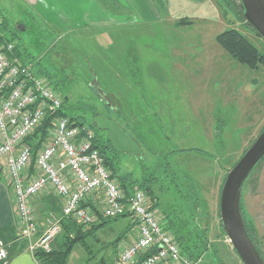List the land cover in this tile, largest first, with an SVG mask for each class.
<instances>
[{
  "label": "rangeland",
  "instance_id": "374dc122",
  "mask_svg": "<svg viewBox=\"0 0 264 264\" xmlns=\"http://www.w3.org/2000/svg\"><path fill=\"white\" fill-rule=\"evenodd\" d=\"M31 1L0 0V32L20 60L39 61L47 70L67 118L104 115L138 140L143 157L120 154L112 162L116 174L153 176L155 210L165 226L174 222L186 238L206 240L200 264H242L221 228L219 201L227 173L264 130V66L238 64L215 37L236 29L263 56L264 40L221 0H210L221 6L216 20L181 18L192 23L185 26L176 18L138 20L117 0H60L54 7ZM103 8L111 21L100 16ZM134 65L140 70L135 77ZM240 206L264 256V158L245 180ZM132 223L124 217L97 230L86 240L90 256L124 234L115 261L120 247L135 239ZM114 250L106 248L108 255ZM86 251L76 245L67 264H83Z\"/></svg>",
  "mask_w": 264,
  "mask_h": 264
},
{
  "label": "built area",
  "instance_id": "2783aa9c",
  "mask_svg": "<svg viewBox=\"0 0 264 264\" xmlns=\"http://www.w3.org/2000/svg\"><path fill=\"white\" fill-rule=\"evenodd\" d=\"M14 49L12 42L0 41V171L9 180L21 235L31 239L37 231L34 198L51 193L61 201V219H47L45 231L31 250L49 253L62 231V219L83 227L93 225L98 215L88 201L99 194L102 219L129 214L135 222L134 241L121 244L113 264H200L181 253L175 236L163 227L156 210L150 209L142 190L135 187L128 197L124 194L94 147V133L60 114L63 100L59 94L32 64L13 55ZM48 116L52 118L49 137L33 155L27 139ZM6 259L0 240V262Z\"/></svg>",
  "mask_w": 264,
  "mask_h": 264
},
{
  "label": "trees",
  "instance_id": "16d2710c",
  "mask_svg": "<svg viewBox=\"0 0 264 264\" xmlns=\"http://www.w3.org/2000/svg\"><path fill=\"white\" fill-rule=\"evenodd\" d=\"M224 6L228 11L234 14V16L240 20L241 22H245L242 16V12L240 10L239 4L237 0H221ZM215 7L220 10V3H215ZM3 21V20H2ZM0 23V30L5 28V22ZM192 24L187 19H181L178 22V26H185ZM245 26L249 28V26L245 22ZM254 32L252 29H250ZM257 35V34H256ZM258 36V35H257ZM259 37V36H258ZM3 39L10 41V39L5 36L0 37V41ZM11 42V41H10ZM215 43L219 46L232 60L237 62L238 64L245 66L249 69H257L260 66H264V56L252 45L238 30L229 28L221 32L215 37ZM13 55L17 56L16 47L14 49ZM19 58V56H17ZM36 71L42 76L48 78L49 75L47 70L39 63V61H35L33 64ZM64 102L62 104V108L60 110V114L64 115ZM51 116H48L43 124L36 130L33 137L27 139L28 144L32 147L35 155L36 151L40 148L42 143L47 141L49 129L51 127ZM71 122H74L78 125H86L95 135L93 144L96 149L99 150L100 154L104 159V163L108 169L112 172L114 178L117 179V182L124 192V194L128 197L132 190L136 187L139 190H142L149 202L150 209H155L157 204L153 198V192L151 188V183L154 182L153 176L149 174V177H144L142 179H133L130 174H123L122 176H117L116 171L112 165V162L117 160L120 154H117L111 148L107 137H104L101 131H97L92 125V121H86L84 117H73L69 118ZM96 215H98L99 222L89 226L88 229L84 228L77 222L71 219H62L61 228L62 231L60 233L59 243L56 246H52V250L49 253H45L41 250H37L34 252V257L36 258L38 264H66L69 254L72 252L73 248L76 245H81L85 248V251L88 254H91L90 247L86 244V240L89 239L90 236L94 235L95 232L101 228H103L108 222L116 221L119 218L130 217L129 214L121 215L112 220H105L100 217L99 210H93ZM242 218L246 227V230L252 239L254 245L257 244L255 241V236L252 232V228L249 229V226L245 223L244 216L241 210ZM170 221V220H169ZM163 222V219H162ZM163 225H166L163 222ZM177 225L174 222H168L166 229L170 231L176 238L178 245L180 247L181 253L192 260H199L200 255L206 250V240H201L198 238H193V240L186 235H182L180 230L177 229ZM131 226V225H130ZM135 226V223H132V228ZM197 226V225H196ZM128 228V227H127ZM128 230V229H127ZM127 230L125 233H127ZM124 238V234L114 240L111 243V246L115 249L116 244L120 242ZM198 240V241H197ZM110 246V245H109ZM263 261L264 256L261 254ZM92 257L90 256L83 264H89L91 262ZM93 264H108L106 261L100 260Z\"/></svg>",
  "mask_w": 264,
  "mask_h": 264
},
{
  "label": "crops",
  "instance_id": "0c3cea01",
  "mask_svg": "<svg viewBox=\"0 0 264 264\" xmlns=\"http://www.w3.org/2000/svg\"><path fill=\"white\" fill-rule=\"evenodd\" d=\"M24 2H32L31 0H23ZM39 3H52L53 7L57 3L60 4V0H37ZM75 1L69 0L68 2ZM94 0L88 2L92 5ZM116 2V0H110ZM120 3L125 4L129 7L130 12L134 14V18L138 20H143L146 22L157 21L166 17L167 19H199L208 18L210 20H216L218 13L214 5L210 0H117ZM99 3L107 4V0H99ZM158 3L161 4V9L157 6ZM33 4V3H30ZM159 8V9H158ZM60 11V7L58 8ZM102 19L108 22L111 21L112 16H108V11L103 8L99 11ZM117 16V15H116ZM0 17L1 12H0ZM1 21V18H0ZM107 24V23H106ZM102 23L99 27L106 26ZM18 56V54H17ZM134 65L132 72L133 77L138 76V71ZM151 69V68H150ZM130 136L131 134L127 132ZM138 140L134 136H130ZM140 146V145H139ZM143 152V151H142ZM102 204L101 195H94L91 201H88V207L92 210H99ZM32 206L36 216L37 231L31 239H26L21 235V229L16 222L15 216V206L12 193L9 188V180L7 175L0 171V240L4 243L7 251V259L1 261L0 264H38L36 258L34 257V251L31 250L32 244H34L38 238L43 234L46 228V221L49 218L47 215H61V201L55 196H49L48 194L38 196L33 199ZM130 222V221H129ZM161 223L162 217H161ZM130 225V223H129ZM128 226V224H127ZM126 226V227H127ZM166 229V226L163 225ZM136 233V227L134 226L131 232ZM125 238V237H124ZM116 239V238H115ZM123 239V238H122ZM109 243H105L99 249H92L95 252L96 258H92L90 264L98 262L100 260L106 261L108 264H113L115 258L116 248L112 255H108L106 248ZM111 247V246H109ZM113 248V247H112ZM114 249V248H113ZM91 250V247H90ZM103 252V253H100ZM90 258V254L88 259ZM68 260V259H67ZM67 264V263H66Z\"/></svg>",
  "mask_w": 264,
  "mask_h": 264
},
{
  "label": "water",
  "instance_id": "95a60500",
  "mask_svg": "<svg viewBox=\"0 0 264 264\" xmlns=\"http://www.w3.org/2000/svg\"><path fill=\"white\" fill-rule=\"evenodd\" d=\"M246 24L264 40V0H237ZM92 125L105 132L113 151L143 157L135 139L130 137L114 120L95 115ZM264 158V130L227 173L219 201L221 228L242 264H264L260 252L250 238L240 211L243 184L254 167Z\"/></svg>",
  "mask_w": 264,
  "mask_h": 264
}]
</instances>
